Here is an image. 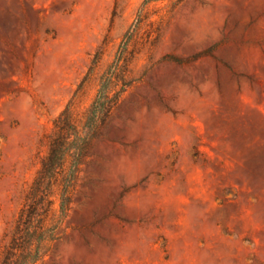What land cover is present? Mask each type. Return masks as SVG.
Returning a JSON list of instances; mask_svg holds the SVG:
<instances>
[{
	"label": "rangeland",
	"instance_id": "rangeland-1",
	"mask_svg": "<svg viewBox=\"0 0 264 264\" xmlns=\"http://www.w3.org/2000/svg\"><path fill=\"white\" fill-rule=\"evenodd\" d=\"M122 55L35 264H264V0H0V258L54 120L83 127Z\"/></svg>",
	"mask_w": 264,
	"mask_h": 264
},
{
	"label": "trees",
	"instance_id": "trees-1",
	"mask_svg": "<svg viewBox=\"0 0 264 264\" xmlns=\"http://www.w3.org/2000/svg\"><path fill=\"white\" fill-rule=\"evenodd\" d=\"M123 63L122 55L104 75L83 127L76 118L74 101L54 120L52 133L43 140L49 145V153L43 158L30 186L0 264H35L47 254L49 245L60 237L59 225L49 223V216L55 209L57 196L60 217L64 219L68 215L71 195L89 147L125 91L126 86L118 88Z\"/></svg>",
	"mask_w": 264,
	"mask_h": 264
}]
</instances>
